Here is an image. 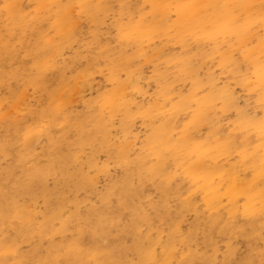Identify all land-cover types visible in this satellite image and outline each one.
I'll use <instances>...</instances> for the list:
<instances>
[{
    "label": "rangeland",
    "instance_id": "rangeland-1",
    "mask_svg": "<svg viewBox=\"0 0 264 264\" xmlns=\"http://www.w3.org/2000/svg\"><path fill=\"white\" fill-rule=\"evenodd\" d=\"M183 1L165 0L169 22ZM226 1L243 24L250 5ZM244 1L257 19L247 39L207 38L204 57L195 41L122 38L152 20L150 0H108L92 16L80 0H0V264H264L261 202L248 214L247 197L232 199L228 188H264L260 134L243 118L264 119L255 76L264 0ZM185 55L195 63L189 73L178 65ZM212 79L235 106L203 102ZM164 124L174 131L159 137ZM187 134L209 150L189 157Z\"/></svg>",
    "mask_w": 264,
    "mask_h": 264
},
{
    "label": "bare ground",
    "instance_id": "bare-ground-1",
    "mask_svg": "<svg viewBox=\"0 0 264 264\" xmlns=\"http://www.w3.org/2000/svg\"><path fill=\"white\" fill-rule=\"evenodd\" d=\"M39 1L47 3V4H54V3L59 4L61 2V0H39ZM107 1L108 0H80L82 8L85 9L91 16L96 12L97 13L98 12H105V11L109 10V7L107 6ZM234 1H235L236 5L243 6L245 4L248 6L249 5L252 6L251 3L247 4V3H245L244 0H234ZM150 2L152 4V8H153L152 20L151 21H145L144 18L143 19L141 18L139 23L125 28L124 29L125 32H123V34H122V38L124 40L133 41L137 44H143L147 38H149V40H150V39L154 38L156 35H160V36L167 35V38L176 39L185 48L188 47V45L190 44V41L197 42L200 45V48H199L200 49V56L206 57V54L202 48V43L207 38H214L218 34H229V35L235 34L242 41H245L247 39V37L249 36L248 31L250 30L252 23L257 21V19L254 17V10H252L250 6H249V8L246 7V9H245L248 19L243 24L238 25L237 16L234 14V10L230 9L227 6L226 0H187V1H183V2L178 3V5L176 6V9H175V13L177 14V18L173 22H169L168 18L170 16V4L168 2H165V0H150ZM123 7L128 8V6H126L125 4L123 5ZM61 8H62V6H59L58 12L60 11ZM63 11H65V9H63ZM10 14L12 16H14V15H17L18 13L14 10H11ZM20 16H22V15H20ZM261 21H263V23H264V17H263V20H261ZM49 48H51L50 45H49ZM6 49H8V47H6ZM248 53H250V52H248ZM175 57L176 56L170 57L169 61L174 62ZM16 58L18 59V57H16ZM191 58H192V56L187 57L186 55L184 56L183 59H181V57H180V60L178 61V65L180 66V70L183 71V73H189L190 71L194 70L195 63L193 61H191ZM229 61H230L229 55L224 54V62L227 63ZM255 63H256L255 64L256 65V68H255L256 75L255 76H257V79L260 80V82H263L264 81V63L260 62L259 60H256ZM250 73H252V72H250ZM212 80L213 81L211 84V91L208 93L209 97L205 98L203 100V102L205 104H207L208 107H211L213 102L214 101L218 102V100H222L223 102H228L229 104L235 106L237 103H236L235 99L233 98L234 96L232 95V93L229 90H227V88H218L217 87V81L214 79H212ZM241 80H243V78ZM254 80H255V78H254ZM179 106L180 105H178V104L174 105V107H173L174 112H176L175 109H177ZM182 106H183V104H182ZM243 118L251 126L254 127V129L258 132V135L260 134L259 137H260L261 141H259L258 146L254 152H256L259 148H264V119L256 120V119H253V118L246 116V115H244ZM170 130H173V129H169L168 125L164 124L163 128L161 130H159L157 132V134H158V136L160 134H162L159 137L168 136V134L170 133ZM186 139H187V141H184L183 143L180 142L181 146L183 144H187V146H188V144L191 142L190 141L191 138L189 137L188 134L186 135ZM231 142L232 141H228L227 143L220 144V146H218V148H220V149L217 152L222 153L226 149L230 150L232 148ZM192 145L193 146L190 145L191 147L188 148L189 152L191 153V155H189V157H191V158L193 157L194 153H198L200 155L203 150H209V146L207 144H196L195 143ZM183 146H185V145H183ZM176 148H178V147H176ZM180 150L181 149H179V151ZM167 152H168V149H167ZM248 153H249V151H248ZM154 155L156 156V154H154ZM160 155L162 156V154H160ZM168 155H172V154H168ZM216 155H217V153H216ZM186 158H187V156H186ZM197 158L199 159L198 160L199 163L202 164V157L198 156ZM216 158H218V157H216ZM163 159H164V157H163ZM193 161L194 160H190L189 174L194 179L198 180L199 178L197 176H200L199 167L196 165H193L192 164ZM260 164H261V169L262 168L264 169V157L258 158L256 166H259ZM261 169L257 170L258 171L257 177L261 176V173H259L260 171L261 172L264 171L263 169L262 170ZM156 170H158V172H159V169H156ZM216 170H217V174L222 177V171L219 168H217ZM233 174H234L233 172H230L229 176H232ZM202 175H204L206 178L210 177L213 179V177L211 175V171H209V170H205V172L203 171ZM222 180H223V178H222ZM210 184H211V182L208 181L207 187H209ZM217 188H218V186H217ZM228 188L230 191V198H232V199H235L238 194H243L247 197L248 203H247V206L245 207L246 213L252 214V213H255L256 211H258L260 209L259 207H257L255 205L257 203V201L261 202V207L264 210V188L262 190H259V191H252L251 188H249L250 190L245 189L243 191H235L236 186H235L234 182H232ZM208 192L209 191H207V194H206L208 201L211 204H212V202H214V203L218 202V200L221 196L220 195V188L212 191L211 193H208ZM189 205H191V203H189ZM262 209H261V211H262ZM258 219H260V218H258ZM261 221H263V220H261ZM155 251H156V249H155ZM152 252H153V249H152ZM151 256H150V258H153ZM148 257H147V259H148Z\"/></svg>",
    "mask_w": 264,
    "mask_h": 264
}]
</instances>
